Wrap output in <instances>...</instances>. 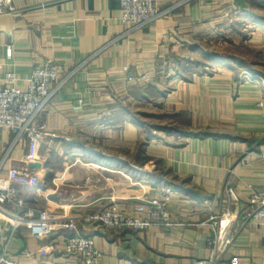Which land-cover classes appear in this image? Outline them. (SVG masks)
<instances>
[{"label": "crops", "instance_id": "crops-1", "mask_svg": "<svg viewBox=\"0 0 264 264\" xmlns=\"http://www.w3.org/2000/svg\"><path fill=\"white\" fill-rule=\"evenodd\" d=\"M180 1L162 0L161 8ZM13 5L16 12L0 18V81L13 71L26 84L35 66L47 63L62 76L76 73L39 119L58 134L43 140L40 160L29 164L40 183L20 188L23 206L0 205V251L7 248L22 264H85L65 251L72 232L38 238L29 221L41 210L87 217L112 202L129 211L167 198V225L117 233L81 219L79 232L94 239L101 264H197L211 254L212 217L229 206L240 221L222 262L239 257L264 264V227L242 224L249 198L264 188V160L255 154L264 148V77L251 70L256 80H240L232 59L219 51L206 54L211 72L188 69L203 41L226 36L242 18L253 25L245 43L264 52V14L258 13L264 0H190L142 30L122 21L121 0ZM135 102L161 109L136 112L154 116L155 124L138 121L129 108ZM202 132L220 135H190ZM13 143L14 134L0 128V162L10 150L3 174L26 166L28 139Z\"/></svg>", "mask_w": 264, "mask_h": 264}, {"label": "built area", "instance_id": "built-area-1", "mask_svg": "<svg viewBox=\"0 0 264 264\" xmlns=\"http://www.w3.org/2000/svg\"><path fill=\"white\" fill-rule=\"evenodd\" d=\"M189 1L183 0L163 9L162 0H121V19L131 30H142L167 17ZM15 12L13 0H0V18ZM101 51L92 56H96ZM8 57H12L11 50L8 51ZM75 73L76 70L62 76L56 64L47 63L35 66L26 84H22L17 73L13 71L7 72L0 81V128L14 134L13 146L24 138L29 141L24 158L25 167L13 166L3 174L10 150L0 162V205L23 206L20 188L34 187L40 183L39 174L32 171L29 164L40 160L43 140L47 136L58 137V134L45 130L39 119ZM250 77L257 79L253 75ZM133 80L130 77L129 81ZM83 104V101L79 100L76 109H82ZM255 154L257 158L264 160V148ZM165 189L167 192L170 191V188ZM227 194L232 204L239 201L233 187L227 189ZM171 218L167 198H154L137 203L129 211L112 202L87 217H52L47 211L41 210L37 218L29 221V225L31 233L38 238H46L55 232H72L65 236V251L70 255L80 256L85 264H101L103 253L96 246L94 239L79 232L77 224L81 219L95 223L105 232L118 233L144 232L153 225L169 224ZM239 219L238 214L229 206L224 207L219 215L212 217L215 236L208 240L211 254L209 258L200 260L197 264H252L239 257L222 262L224 254L235 240ZM249 223L264 227V188L254 192L249 198V207L244 213L242 224ZM0 264H22V262L13 259L5 248L0 251Z\"/></svg>", "mask_w": 264, "mask_h": 264}, {"label": "rangeland", "instance_id": "rangeland-1", "mask_svg": "<svg viewBox=\"0 0 264 264\" xmlns=\"http://www.w3.org/2000/svg\"><path fill=\"white\" fill-rule=\"evenodd\" d=\"M258 13L264 14V10H258ZM241 20L242 21L238 22L234 28L230 30V32L227 31L229 33H227L226 36H219V40L211 39L206 42L203 41V49L199 52H196L194 55L195 60L188 64V69L195 70L199 67V69L204 70L205 72H211L213 67L208 65L210 64V60L208 57H206V54L207 52L219 51L232 59L231 66H235L236 70L238 71L237 76H239L240 80L254 81L255 79L250 77L251 75H255L250 72L251 70H259V73L257 74L263 75L264 77V52L257 50L254 45L245 43V40H247V38L253 34V31H251L253 28H251V26L253 25L249 23L247 24L246 20L243 21V18ZM228 29L229 27H227V30ZM259 34L264 36L261 33ZM189 70L185 73V75L188 77L192 76V71ZM129 108L133 115H135L139 110L149 113L161 111V109H159V107H157L155 104L137 102L129 105ZM137 118H142V120H145L151 125L156 123L154 116H139ZM133 160L134 159L132 158L131 162H133Z\"/></svg>", "mask_w": 264, "mask_h": 264}, {"label": "trees", "instance_id": "trees-1", "mask_svg": "<svg viewBox=\"0 0 264 264\" xmlns=\"http://www.w3.org/2000/svg\"><path fill=\"white\" fill-rule=\"evenodd\" d=\"M136 116H138L139 117V113H136ZM139 120V122H140V118H138ZM143 124V123H142ZM148 128L150 129V126H148ZM162 129H165L166 131H168V132H170V131H173L174 129L173 128H171V127H165V128H162ZM191 136H219L218 134H215V133H210V132H202V133H199V134H196V133H193V134H190ZM144 144H146V143H144Z\"/></svg>", "mask_w": 264, "mask_h": 264}]
</instances>
